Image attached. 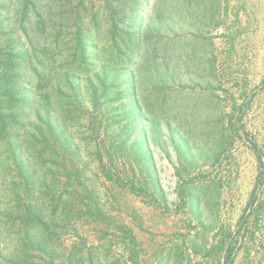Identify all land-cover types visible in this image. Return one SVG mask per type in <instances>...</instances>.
Segmentation results:
<instances>
[{"label":"rangeland","instance_id":"obj_1","mask_svg":"<svg viewBox=\"0 0 264 264\" xmlns=\"http://www.w3.org/2000/svg\"><path fill=\"white\" fill-rule=\"evenodd\" d=\"M1 72L0 264H264V0H0Z\"/></svg>","mask_w":264,"mask_h":264},{"label":"trees","instance_id":"obj_2","mask_svg":"<svg viewBox=\"0 0 264 264\" xmlns=\"http://www.w3.org/2000/svg\"><path fill=\"white\" fill-rule=\"evenodd\" d=\"M10 77H6L5 73H0V91H3V93L0 94V107H4V109H8V111H11V98H9L10 94L13 92L12 81L10 82ZM12 91V92H11ZM8 96V98H6ZM2 99V100H1ZM253 151L257 158V161L259 162L260 169L256 175L255 178V185L252 189V199L250 200L249 204L252 202V200L255 197V190L257 186L261 183L262 177L264 175V154L260 152V149L257 147L255 143H253ZM125 227V226H124ZM129 231V230H128Z\"/></svg>","mask_w":264,"mask_h":264}]
</instances>
